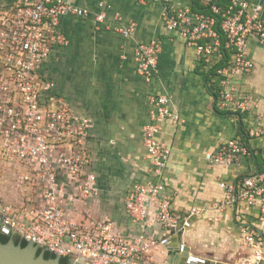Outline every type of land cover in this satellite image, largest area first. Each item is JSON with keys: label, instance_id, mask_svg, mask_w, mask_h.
<instances>
[{"label": "built area", "instance_id": "2783aa9c", "mask_svg": "<svg viewBox=\"0 0 264 264\" xmlns=\"http://www.w3.org/2000/svg\"><path fill=\"white\" fill-rule=\"evenodd\" d=\"M161 2L164 28L193 46L205 63H215L214 73L220 77L218 107L246 111L247 100L235 95L229 76L253 67L246 52L247 38L264 44L261 6L248 0H200L205 9L196 10L176 7L171 0ZM90 13L70 0L0 4V225L7 228L6 235L68 261L139 263L158 244L156 228L177 224L163 175L170 147L158 134L164 119L174 124L181 119L168 95L150 97L142 143L152 178L131 182L123 196L125 212L138 225L134 236L122 235L112 222L86 212L85 206L99 193L96 176L87 168L92 120L68 106L42 68L52 50L67 43L59 28L61 17ZM106 17L104 10L94 14L99 22ZM135 26L129 21L113 28L128 38ZM159 50L154 40L138 41L134 47L137 71L146 79L157 64ZM260 135L264 123L247 129V137ZM247 153L242 138H230L206 151L204 158L210 164L226 165ZM220 186L223 196L214 207L242 212L258 206L264 213V164L262 170L233 182L221 181ZM199 211L200 207L190 210ZM240 245L248 251L247 261L264 260V236L256 230L241 225Z\"/></svg>", "mask_w": 264, "mask_h": 264}, {"label": "crops", "instance_id": "0c3cea01", "mask_svg": "<svg viewBox=\"0 0 264 264\" xmlns=\"http://www.w3.org/2000/svg\"><path fill=\"white\" fill-rule=\"evenodd\" d=\"M12 1L0 0V4ZM70 1L91 13L61 17L59 28L67 43L52 50L42 72L55 82V90L73 111L92 120L87 168L96 176L99 193L85 206L86 212L112 222L122 235L137 233L138 225L124 210L123 196L131 182L152 178L142 125L149 118L150 97L166 94L181 119L175 124L164 119L158 134L170 147L163 175L177 224L156 228L158 244L142 257V264H164L166 247L175 246L176 237L189 246L191 255L203 260L256 263L236 254L241 248V225L264 236V213L258 206L235 212L213 205L223 196L221 181L254 174L264 164V135L246 136L249 126L264 123V44L247 38L246 52L253 67L229 76L235 95L247 100L248 109H221L216 104L220 77L214 73L215 63H205L193 46L164 28L161 0ZM171 1L176 7L192 6V0ZM248 1L261 6L264 19V0ZM100 10L107 16L102 22L94 20ZM129 21L136 24L132 36L114 30V25ZM153 40L160 50L146 79L137 71L134 47L138 41ZM211 58L217 60L215 54ZM230 138H242L249 153L226 165L210 164L205 152ZM194 207L201 211L191 213ZM199 252L207 255H194Z\"/></svg>", "mask_w": 264, "mask_h": 264}, {"label": "water", "instance_id": "95a60500", "mask_svg": "<svg viewBox=\"0 0 264 264\" xmlns=\"http://www.w3.org/2000/svg\"><path fill=\"white\" fill-rule=\"evenodd\" d=\"M0 233H7V228L0 225ZM171 234L175 233V230L170 231ZM176 245H170L166 247L168 252L164 264H229L222 261L215 260H203L190 255L189 246L182 243L178 237H176ZM169 239L166 240V243ZM37 246L32 242L27 241L25 246H21L19 243H15L13 236L5 241H0V264H60V257L54 255L53 258H45L43 253L36 254ZM43 250V249H42ZM68 264H80L77 261L69 260ZM127 264H142V260L139 263H127ZM253 264H264V260L257 261Z\"/></svg>", "mask_w": 264, "mask_h": 264}, {"label": "trees", "instance_id": "16d2710c", "mask_svg": "<svg viewBox=\"0 0 264 264\" xmlns=\"http://www.w3.org/2000/svg\"><path fill=\"white\" fill-rule=\"evenodd\" d=\"M192 8L196 9V10H201V9H205V6H203L200 3V0H192ZM226 57H228V54L225 53L224 58H226ZM9 238H10V235L0 234V241L1 242H5ZM13 240L15 243H19L22 247L27 244V242L25 240H22L16 236H13ZM39 253H43V256L45 258H53L54 257V255L52 253H50L49 251L42 250L41 248L37 247L36 248V254H39ZM59 263L60 264H68V260L66 258L60 257Z\"/></svg>", "mask_w": 264, "mask_h": 264}, {"label": "rangeland", "instance_id": "374dc122", "mask_svg": "<svg viewBox=\"0 0 264 264\" xmlns=\"http://www.w3.org/2000/svg\"><path fill=\"white\" fill-rule=\"evenodd\" d=\"M194 255H197V256H204V255H207L206 252H202V253H194ZM237 257H242V256H247L248 255V251L246 248H240L239 251L237 252Z\"/></svg>", "mask_w": 264, "mask_h": 264}, {"label": "flooded vegetation", "instance_id": "af4514ba", "mask_svg": "<svg viewBox=\"0 0 264 264\" xmlns=\"http://www.w3.org/2000/svg\"><path fill=\"white\" fill-rule=\"evenodd\" d=\"M0 234H4V233H0ZM6 235V234H5Z\"/></svg>", "mask_w": 264, "mask_h": 264}, {"label": "bare ground", "instance_id": "6f19581e", "mask_svg": "<svg viewBox=\"0 0 264 264\" xmlns=\"http://www.w3.org/2000/svg\"><path fill=\"white\" fill-rule=\"evenodd\" d=\"M191 255V254H190ZM199 258V257H198Z\"/></svg>", "mask_w": 264, "mask_h": 264}]
</instances>
